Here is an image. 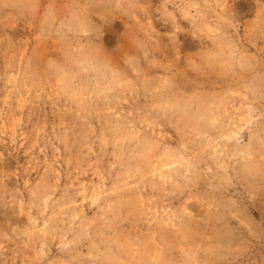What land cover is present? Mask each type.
I'll return each mask as SVG.
<instances>
[{
	"label": "clouds",
	"instance_id": "obj_1",
	"mask_svg": "<svg viewBox=\"0 0 264 264\" xmlns=\"http://www.w3.org/2000/svg\"><path fill=\"white\" fill-rule=\"evenodd\" d=\"M244 2L0 0V264H264Z\"/></svg>",
	"mask_w": 264,
	"mask_h": 264
},
{
	"label": "rangeland",
	"instance_id": "obj_2",
	"mask_svg": "<svg viewBox=\"0 0 264 264\" xmlns=\"http://www.w3.org/2000/svg\"><path fill=\"white\" fill-rule=\"evenodd\" d=\"M234 8L237 10L238 13H243L247 9V5L245 4L244 0H237V3L234 5ZM116 30L117 31L122 30V26L117 24ZM154 31L156 33H159L160 30L154 28ZM153 40H154V43H157V44L160 43V41L157 40L155 37L153 38ZM106 41L109 45H112L115 43V37L110 34L109 36L106 37Z\"/></svg>",
	"mask_w": 264,
	"mask_h": 264
}]
</instances>
